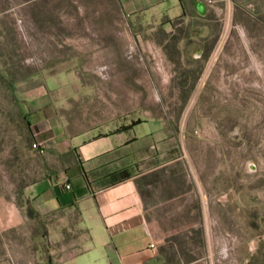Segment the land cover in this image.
I'll return each mask as SVG.
<instances>
[{"label": "rangeland", "instance_id": "obj_1", "mask_svg": "<svg viewBox=\"0 0 264 264\" xmlns=\"http://www.w3.org/2000/svg\"><path fill=\"white\" fill-rule=\"evenodd\" d=\"M129 22L118 0H0V253L46 163L26 99L45 82L69 85L86 122L163 117L139 177L158 240L147 264H264V9L201 39ZM79 73L93 85L80 99Z\"/></svg>", "mask_w": 264, "mask_h": 264}, {"label": "crops", "instance_id": "obj_2", "mask_svg": "<svg viewBox=\"0 0 264 264\" xmlns=\"http://www.w3.org/2000/svg\"><path fill=\"white\" fill-rule=\"evenodd\" d=\"M118 1L138 33L185 26L191 39L205 38L221 16L231 21L264 9V0ZM199 1L206 3V14L198 11ZM113 44L108 42L107 55L115 72ZM92 87L79 73V99ZM69 89L43 82L26 92L34 139L46 163L22 190L28 210L14 213L11 250L0 253V264H147L158 240L149 222L154 207L139 177L153 170L142 166L157 152V141L162 143L163 117L86 122L82 112L69 110Z\"/></svg>", "mask_w": 264, "mask_h": 264}, {"label": "water", "instance_id": "obj_3", "mask_svg": "<svg viewBox=\"0 0 264 264\" xmlns=\"http://www.w3.org/2000/svg\"><path fill=\"white\" fill-rule=\"evenodd\" d=\"M198 11L202 14L207 13V5L204 1H199L197 4Z\"/></svg>", "mask_w": 264, "mask_h": 264}, {"label": "built area", "instance_id": "obj_4", "mask_svg": "<svg viewBox=\"0 0 264 264\" xmlns=\"http://www.w3.org/2000/svg\"><path fill=\"white\" fill-rule=\"evenodd\" d=\"M35 145L37 146V144L35 143ZM39 148L41 149V147L39 146ZM68 188L71 187V185L69 183H67L66 185Z\"/></svg>", "mask_w": 264, "mask_h": 264}, {"label": "trees", "instance_id": "obj_5", "mask_svg": "<svg viewBox=\"0 0 264 264\" xmlns=\"http://www.w3.org/2000/svg\"><path fill=\"white\" fill-rule=\"evenodd\" d=\"M138 122V121H137Z\"/></svg>", "mask_w": 264, "mask_h": 264}]
</instances>
